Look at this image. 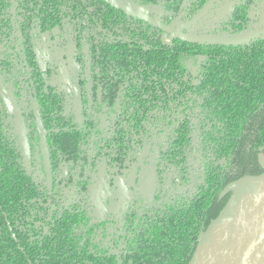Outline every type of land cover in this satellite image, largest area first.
<instances>
[{"label":"flooded vegetation","instance_id":"1","mask_svg":"<svg viewBox=\"0 0 264 264\" xmlns=\"http://www.w3.org/2000/svg\"><path fill=\"white\" fill-rule=\"evenodd\" d=\"M17 1L9 0L10 20L14 26L12 33L0 28V131L15 149L20 166L41 190L39 197L45 200L41 201L45 212L51 221H54V216L62 215L63 224L59 229L61 235L68 239V218L73 211L70 205L78 203V212L82 207L87 208L90 216L88 224L77 225L74 234L80 253L88 246H109L111 253H118L120 249L134 252L142 235L148 237L147 244L151 249L154 241L150 233L155 228L162 230L170 240L166 221L182 219L191 213L197 186L204 181L212 164L215 146L212 140L215 132L211 122L212 108L206 107L203 98H192L196 104L190 105L186 111L189 122L185 131L188 136L183 147H174L168 138L172 134L162 126V120L149 127L145 125L133 139L134 134L127 124L120 123L123 118V87H118L112 65L108 66L105 60L99 58V50L94 47L95 42H91L90 36L98 38L97 32L106 34L97 24L95 30L88 22L87 26L83 22L77 28L66 24L64 31L57 26L47 32L33 27L28 39L20 29ZM118 1L129 5L123 0ZM203 1L200 9L211 0ZM247 4L246 15L234 13L235 9ZM137 9L166 27L172 25V33L167 34L142 22L159 31L161 41L169 46L173 40L189 43L176 38L174 33L178 25L190 21L200 10L189 18H183L180 12L172 14L163 11L162 4L148 5V9L159 11L161 17L152 11ZM205 18L207 21L201 23ZM241 21H244L243 26L239 27ZM260 31H264V0H212V6L204 17L181 30V33L228 39ZM258 39L264 40V32L236 44H190L228 48L240 47ZM49 50L53 56L49 57ZM199 83L191 82L192 85ZM128 106L132 112V103ZM122 126L126 134L120 140L116 133ZM257 130L258 125L251 131L250 139ZM21 131L26 140V157L22 152ZM117 143L124 153L122 163L115 159ZM249 146L247 141L245 153ZM46 154L51 171L50 181L44 174ZM55 160L64 176L69 171L58 186L56 184L60 180L54 179L52 170ZM256 162L261 174L264 171V153L261 150L256 154ZM98 164L105 171L102 176L104 186L95 192L96 199L90 202L86 197L88 184L97 183L95 173ZM229 183L218 193L219 198L230 197L229 192L221 194ZM58 189L59 193L56 192ZM98 216L100 219H97ZM103 221L106 224L99 225ZM33 227L35 232L30 235L21 227L16 236L24 242L29 238L37 244L45 241L58 245L56 237L60 236V232L53 230L59 227L57 223L49 225L40 221ZM0 240H4L2 230ZM72 257L74 255L68 246L63 250V262L67 264Z\"/></svg>","mask_w":264,"mask_h":264},{"label":"trees","instance_id":"2","mask_svg":"<svg viewBox=\"0 0 264 264\" xmlns=\"http://www.w3.org/2000/svg\"><path fill=\"white\" fill-rule=\"evenodd\" d=\"M123 1L152 11L158 17H161L159 11L148 9V5L162 4L163 11L180 12L183 18L191 17L204 3L203 0ZM82 2L18 0L20 29L29 39L33 27L47 32L56 26L65 30L66 24L77 28L88 22L96 30L97 24L107 36L97 32L98 38L90 36L91 42H95L99 58L108 66L112 65L118 87H123L120 123L127 124L134 134L133 139L145 125L149 127L162 120V126L172 134L168 138L174 147H183L188 136L185 131L189 122L186 111L190 105L196 104V100L192 102L193 97L203 98L206 107L213 110L211 122L215 127L212 135L215 146L212 164L204 181L197 186L191 215L166 221L170 240L162 230L155 228L150 233L154 241L151 249L148 248V237L142 235L134 252L120 249L118 253H111L109 246H88L80 253L74 234L77 225L88 224L89 211L82 207L78 212V203L70 205L73 211L68 218V239L61 235L62 215L54 216L51 221L41 202L45 200L39 197L41 190L20 166L15 149L0 131V230L4 232V240H0V264H65L62 254L68 246L74 257L67 264H187L207 225L226 206L229 195L218 197L222 188L229 182L261 172L256 154L258 150L264 153V40L228 48L173 40L169 46L161 41L159 31L102 1ZM248 9V4L243 5L234 13L242 12L243 16ZM10 17L9 0H0V28H5L9 34L14 29ZM206 21L205 18L201 23ZM243 22L238 26H243ZM192 81L200 83L192 85ZM130 102L132 112L129 111ZM256 125L258 130L250 139ZM125 134L122 126L116 136L121 140ZM115 138L113 136L114 141ZM247 141L250 146L245 153ZM121 149L117 143L115 159L122 163L124 153ZM52 170L54 179L60 180L57 186L69 175V171L65 176L62 174L57 160L52 163ZM56 192L59 193V189ZM40 221L59 225L53 229L60 232L56 237L58 245L45 241L37 244L29 238L26 242L18 239L16 235L21 227L30 235L35 232L33 225ZM105 224L103 221L99 225Z\"/></svg>","mask_w":264,"mask_h":264},{"label":"water","instance_id":"3","mask_svg":"<svg viewBox=\"0 0 264 264\" xmlns=\"http://www.w3.org/2000/svg\"><path fill=\"white\" fill-rule=\"evenodd\" d=\"M127 16L147 23L163 33L171 34L172 25L166 27L148 14L118 0H103ZM11 4V1H10ZM212 6L206 3L197 14L184 25H178L176 38L189 43L236 44L261 32L246 33L235 38L183 35L181 30L196 24ZM158 6H155L157 8ZM180 33V34H179ZM23 155L27 156L24 133L20 132ZM45 156L44 174L50 181L51 171ZM263 166V159L260 156ZM230 192L223 211L212 220L197 241L188 264H264V171L254 176H244L229 183L222 195ZM100 219V216L97 217Z\"/></svg>","mask_w":264,"mask_h":264},{"label":"rangeland","instance_id":"4","mask_svg":"<svg viewBox=\"0 0 264 264\" xmlns=\"http://www.w3.org/2000/svg\"><path fill=\"white\" fill-rule=\"evenodd\" d=\"M45 51H46V49H45ZM50 51L51 50L47 51L49 57L51 55L53 56V54L51 53L52 51L51 52ZM54 54H56V53H54ZM97 168H98V171L96 173L94 172L97 176V180H98L97 183H95V184L89 183L88 184V191H87L86 197L90 202H92V201H94V199H96L95 192L97 190H99L101 186H104V178H102V176H104L105 171L103 168L101 169V165H99V164L97 165Z\"/></svg>","mask_w":264,"mask_h":264}]
</instances>
